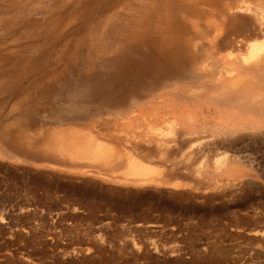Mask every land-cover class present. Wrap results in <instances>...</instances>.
Segmentation results:
<instances>
[{
    "label": "rangeland",
    "instance_id": "374dc122",
    "mask_svg": "<svg viewBox=\"0 0 264 264\" xmlns=\"http://www.w3.org/2000/svg\"><path fill=\"white\" fill-rule=\"evenodd\" d=\"M66 1H24V26L0 34V264H264V130L224 133L220 122L193 129L200 110L185 107L184 123L175 120L168 95L156 112L165 118L126 125L127 106L83 111L75 90L59 97L34 89L36 67L50 68L91 18L63 29L74 9ZM154 121L161 129L173 121L182 134L164 136L178 143L167 159L156 149L142 158L150 169L138 182L124 173V147ZM76 126L121 151V165L71 157L64 146Z\"/></svg>",
    "mask_w": 264,
    "mask_h": 264
},
{
    "label": "bare ground",
    "instance_id": "6f19581e",
    "mask_svg": "<svg viewBox=\"0 0 264 264\" xmlns=\"http://www.w3.org/2000/svg\"><path fill=\"white\" fill-rule=\"evenodd\" d=\"M24 1L28 0H0V34L7 28L24 26V18L19 16ZM69 4L74 9H67L71 12L68 16L73 18L67 23L60 21V25L65 29L87 14L91 18L78 23L81 31H86L77 42L65 45L50 68L36 67L39 77L34 89L58 93L59 97L75 90L74 97L83 111L127 106L130 112L123 122L126 125L143 122L144 126L149 117L165 118L160 114L161 106L176 97L171 108L163 107L173 111L175 120H181L182 109L194 105L200 111L193 118V129H197L196 124L220 122L224 133L233 127L264 130V0H73ZM181 82L184 85L178 86ZM207 93L210 96L206 97ZM167 95L169 100L165 99ZM120 123L116 122L117 126ZM154 125L155 121L149 130L146 128L148 131L142 128L146 132L141 130L135 141L128 139V146H123L128 151L124 173L135 176L138 182L149 175L146 172L150 166L142 158L156 149L167 159L178 147L176 141L171 144L172 139L182 134L173 121L166 127L161 125L164 129ZM75 129L77 126L68 130L73 137L70 141H66L69 135L63 140L71 157L108 167L121 165V151ZM167 135L174 138L164 139ZM202 143L199 145L207 141ZM196 148L194 154L202 153V147Z\"/></svg>",
    "mask_w": 264,
    "mask_h": 264
}]
</instances>
